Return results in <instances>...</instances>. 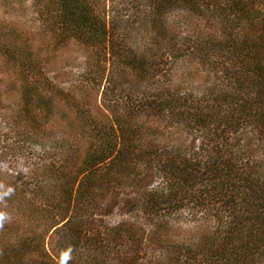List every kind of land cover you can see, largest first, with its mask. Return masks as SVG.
Masks as SVG:
<instances>
[{
    "label": "trees",
    "instance_id": "obj_1",
    "mask_svg": "<svg viewBox=\"0 0 264 264\" xmlns=\"http://www.w3.org/2000/svg\"><path fill=\"white\" fill-rule=\"evenodd\" d=\"M42 12L45 44L78 43L86 66L65 87L25 32L0 34L17 66L20 133L59 151L29 174V193L15 187L23 222L0 230V264H63L69 249L67 264H146L150 239L187 208L218 223L161 264H264V0H44ZM183 58L211 82L176 78ZM116 210L143 221L107 223Z\"/></svg>",
    "mask_w": 264,
    "mask_h": 264
},
{
    "label": "rangeland",
    "instance_id": "obj_2",
    "mask_svg": "<svg viewBox=\"0 0 264 264\" xmlns=\"http://www.w3.org/2000/svg\"><path fill=\"white\" fill-rule=\"evenodd\" d=\"M107 4L110 6L111 2L108 1ZM43 5L44 0H0V34H11V36H6L9 39L7 41H11L15 36L13 30L25 32L34 47L37 48L38 45L43 47L41 52L51 71L50 75L55 77L58 83L67 87L83 73L87 53L76 42L58 50L52 47V43L51 45L48 42L49 45L45 44L50 38V34L45 33L47 15L42 12ZM192 25L197 28H207L200 20ZM0 41H5V38L0 36ZM169 59L173 61L172 58ZM203 66L198 59L183 58L173 65L172 73L176 78L192 77L193 85H199L200 88L212 80V75ZM19 86L20 81L15 62L5 52L0 51V183L14 188L18 186L29 193L30 186L27 184L29 174L44 163L57 160L59 151L48 153L47 150H44L46 147L42 143L29 140L20 133L16 115L19 109ZM95 95L94 103L103 108L102 91ZM153 123L156 125L155 121ZM61 127L62 123L59 121L51 122L50 128L55 131V134H61ZM175 134L179 135L177 131ZM181 136V139L193 146L194 149L200 148V137L196 134L184 132ZM45 139L49 138L45 137ZM45 143L50 146L51 140H46ZM258 143L257 141L254 144ZM255 148L258 149L257 156L264 155V143H260ZM24 198V195L22 196L20 193L14 194L7 200L6 207L0 205V210L7 211L11 217L21 219L23 222V208L20 206L25 202ZM196 211L187 208L178 221L170 222L158 239L154 241L150 239L144 249L147 251V257L144 259L146 264H161L160 262L165 260L167 255H176L181 252L182 246L194 242L201 234V230H207L217 225L216 218L210 219L213 216L212 209ZM206 216H209L208 220ZM123 220L138 223V225L136 224L138 227L139 223L143 221L141 213L137 212L128 214L116 210L106 217V222L109 224H117ZM30 224L34 225L35 223L32 221ZM44 227L47 226L43 223L37 226L38 229ZM147 229L152 231L154 227L148 225Z\"/></svg>",
    "mask_w": 264,
    "mask_h": 264
},
{
    "label": "clouds",
    "instance_id": "obj_3",
    "mask_svg": "<svg viewBox=\"0 0 264 264\" xmlns=\"http://www.w3.org/2000/svg\"><path fill=\"white\" fill-rule=\"evenodd\" d=\"M15 194V188L4 183H0V205L7 206V200ZM12 220L11 215L4 210H0V230H3L5 225ZM71 259V250L69 249L63 253V264Z\"/></svg>",
    "mask_w": 264,
    "mask_h": 264
}]
</instances>
